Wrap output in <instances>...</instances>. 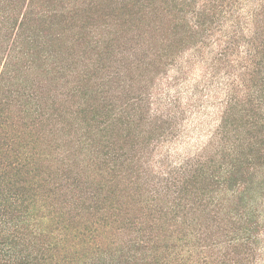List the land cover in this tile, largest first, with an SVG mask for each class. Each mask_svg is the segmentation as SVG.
<instances>
[{
  "label": "trees",
  "instance_id": "obj_1",
  "mask_svg": "<svg viewBox=\"0 0 264 264\" xmlns=\"http://www.w3.org/2000/svg\"><path fill=\"white\" fill-rule=\"evenodd\" d=\"M184 63L225 105L158 168ZM0 264H264V0H0Z\"/></svg>",
  "mask_w": 264,
  "mask_h": 264
},
{
  "label": "rangeland",
  "instance_id": "obj_2",
  "mask_svg": "<svg viewBox=\"0 0 264 264\" xmlns=\"http://www.w3.org/2000/svg\"><path fill=\"white\" fill-rule=\"evenodd\" d=\"M171 73L176 81L159 92L157 102L169 104L168 111L177 120H185L175 139L156 148L154 162L158 168L197 154L217 128L225 105L224 83L204 67L184 63Z\"/></svg>",
  "mask_w": 264,
  "mask_h": 264
}]
</instances>
